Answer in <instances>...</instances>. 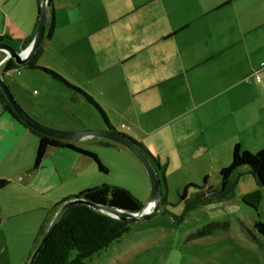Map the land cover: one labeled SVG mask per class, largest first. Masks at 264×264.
Segmentation results:
<instances>
[{"label":"crops","instance_id":"1","mask_svg":"<svg viewBox=\"0 0 264 264\" xmlns=\"http://www.w3.org/2000/svg\"><path fill=\"white\" fill-rule=\"evenodd\" d=\"M24 2L22 14L6 16L0 35L33 37L37 1ZM51 18L53 31L49 38L44 31L37 62L88 93L114 129L136 138L159 164L164 157L165 167L201 168L214 161L217 148H240L246 135L264 141V69L261 81L250 76L264 61V0H52ZM25 70L27 77L41 71ZM51 79L68 102L95 109ZM5 82L24 104L21 81ZM28 111L55 128L89 129ZM97 128L111 131L104 122ZM84 140L73 143L91 151ZM39 141L0 104V179L6 180L0 187V249L11 241L12 220L42 211L49 222L57 203L74 194L59 188L81 170L68 156L89 160L47 141L35 166ZM90 160L86 167L99 171Z\"/></svg>","mask_w":264,"mask_h":264},{"label":"rangeland","instance_id":"2","mask_svg":"<svg viewBox=\"0 0 264 264\" xmlns=\"http://www.w3.org/2000/svg\"><path fill=\"white\" fill-rule=\"evenodd\" d=\"M2 1H8V4L3 6ZM24 6V0H0V27L6 24V16H10L11 11L22 14ZM2 54L3 59L7 54L0 50V57ZM18 70L20 74L12 69L3 76L9 84L21 81L19 92L24 104L3 80L16 101L38 122L42 123L29 113L28 108L67 126L97 130L103 124L94 108L85 103L68 102L62 97L60 90H63L49 76L33 70L27 77L25 71L29 70ZM116 131L128 134L123 130ZM83 139L106 166L107 172L88 169L86 163L90 158L70 155L69 161L81 170L73 179L62 183L60 190L77 194L83 186L117 185L131 191L145 206L150 197V180L141 161L116 141L101 137L80 140ZM259 140L246 135L240 149L255 152L264 146V141ZM231 152L232 147L217 148L214 161L201 168L165 167L162 157L160 164L165 167L167 203L149 218L130 221L128 232L93 254L86 264H264V235L254 226L259 220L264 222V186L257 185L245 167H241L221 190L219 170L230 163ZM188 184L205 186L206 190L201 192L188 186L181 198V190ZM4 197L5 194L0 193V198ZM47 217L42 211H34L12 220L13 231L8 233L11 241L0 249V263L27 264L43 235L39 233L40 226L44 233L51 221L48 222Z\"/></svg>","mask_w":264,"mask_h":264},{"label":"trees","instance_id":"3","mask_svg":"<svg viewBox=\"0 0 264 264\" xmlns=\"http://www.w3.org/2000/svg\"><path fill=\"white\" fill-rule=\"evenodd\" d=\"M36 1L38 13L39 0ZM52 31L53 20L51 18V20H47V23L45 25L44 36L46 38H49L52 34ZM31 39L32 38L29 37L19 41L17 39L11 38L6 34L0 35V43L8 44L16 50L25 48L29 44ZM40 44L32 55L31 59L24 65H17L12 58H8L2 66V72L4 73L17 68L38 69L45 72L51 78L63 83L67 87L79 93L86 101H88L95 107L106 127L111 131L117 132L109 122L103 109L88 93L66 81L56 71L47 68L37 62V58L40 53ZM0 104L5 111L10 113L31 133L39 137L40 141L37 148L35 166L38 165L39 161L45 154L47 141H51L59 147L71 148L83 155L88 156L95 162L96 167L100 172H107L106 166L101 163L94 152L75 146L73 142L62 141L40 134L26 126L22 121L18 119L17 115L14 113L9 103L6 101L1 89ZM123 135L136 143L156 165L158 173L161 177L162 186L160 206L163 204L165 205L167 203V201L165 200V167L158 163L157 159L153 155H151V153L141 142L126 134ZM241 167H245L246 172L253 177L257 185L264 186V146L255 152L241 150L238 145L233 146L230 163L227 166L220 168L219 170L221 190H224L227 187L230 179ZM203 181V183H205L206 176L203 178ZM5 183L6 180L0 179V187H2ZM188 186L197 188L201 192L206 190L205 186L188 184L181 190V198L185 196ZM72 198H83L86 201L94 204L111 205L128 211H139L143 207L141 202L131 191L117 185L100 184L91 186L89 188L81 190L77 194L62 198L57 204H61L65 200ZM129 222L130 221L128 220H120L118 218H115L101 210L94 209L93 207L84 203L72 204L65 210L59 220L49 231L42 247L33 259L32 264H86L87 259H89L93 254H96L99 251L107 248L113 241L118 240L124 233L128 232ZM254 226L260 234L264 235V222L259 220L254 223Z\"/></svg>","mask_w":264,"mask_h":264},{"label":"water","instance_id":"4","mask_svg":"<svg viewBox=\"0 0 264 264\" xmlns=\"http://www.w3.org/2000/svg\"><path fill=\"white\" fill-rule=\"evenodd\" d=\"M51 5V0H39V10L37 15V24L34 35L29 42V44L21 49L16 50L12 46L0 43V50H3L5 54H7L10 58H12L17 65H24L28 62L34 52L36 51L38 45L40 44L44 31L45 25L47 23L48 17V9ZM3 72H0V89L3 92V95L6 101L9 103L10 107L17 115L18 119L22 121L26 126L35 130L36 132L46 135L48 137L59 139L67 142H76L77 140L83 137H101L107 138L113 141H116L125 147H127L143 164L145 167L147 174L150 180V197L145 206H143L139 211H128L111 205H100L94 204L89 201H86L83 198H72L65 200L60 204L57 211L55 212L53 218L51 219L47 229L43 233L39 243L35 247L33 253L27 261V264H32L33 259L36 254L40 250L43 245V242L53 227V225L59 220L65 210L76 203H84L87 204L94 209L101 210L115 218L120 220H128V221H138L149 218L153 214H155L160 209V199L162 195V186H161V177L158 173V169L156 165L153 163L152 159L132 140L126 137L123 134L114 131L108 130H66L51 127L45 124H42L31 117L23 107L16 101L10 89L7 87L6 83L2 78Z\"/></svg>","mask_w":264,"mask_h":264},{"label":"built area","instance_id":"5","mask_svg":"<svg viewBox=\"0 0 264 264\" xmlns=\"http://www.w3.org/2000/svg\"><path fill=\"white\" fill-rule=\"evenodd\" d=\"M10 58L8 55H6L2 60H0V67L3 66V64L5 63V61ZM264 69V61L260 63V67L259 69L253 71L251 73L250 76L253 77V79L257 82L261 81L262 80V77H261V74H260V71Z\"/></svg>","mask_w":264,"mask_h":264}]
</instances>
